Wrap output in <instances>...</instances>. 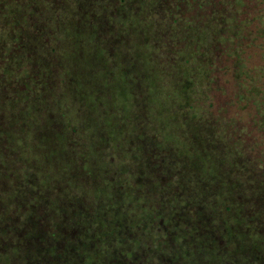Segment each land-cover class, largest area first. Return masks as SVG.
<instances>
[{"label": "rangeland", "instance_id": "obj_1", "mask_svg": "<svg viewBox=\"0 0 264 264\" xmlns=\"http://www.w3.org/2000/svg\"><path fill=\"white\" fill-rule=\"evenodd\" d=\"M177 1L0 0V264H264V98L244 131L211 102L215 50L264 12Z\"/></svg>", "mask_w": 264, "mask_h": 264}, {"label": "trees", "instance_id": "obj_2", "mask_svg": "<svg viewBox=\"0 0 264 264\" xmlns=\"http://www.w3.org/2000/svg\"><path fill=\"white\" fill-rule=\"evenodd\" d=\"M191 1V3H189ZM261 5V6H260ZM176 9L178 12L182 13L183 16H186L190 19L193 18V21L197 24L204 23L208 17L211 16V14L219 9H222L221 0H178L176 2ZM189 11V12H188ZM261 11L264 12V0H244V5L242 7L241 13L238 15L239 20L243 19H250V26L254 27L258 24V19H254L255 16H257ZM262 38L261 42H258L259 39ZM264 37H254V40L251 42L250 37H248L247 40L242 39V46L236 51L235 45L234 46H220L215 50V72H214V86L217 88V91H219L218 94H215L212 97V106L214 109L220 110V118L224 121L226 124L227 122L234 123V127L237 129L240 128L246 129L247 126L241 124L240 118L244 114V110L247 107L249 101L253 99L252 96V90L256 87V82L259 90V96L264 98V90H262L261 86L259 85V82L257 80L258 72L253 71V73H247L246 75L243 73L244 69L250 68L248 66V63L250 62L249 59L252 57V55L256 54V51L253 49L254 46H258L259 48L263 46L264 50ZM261 50V54H262ZM241 51V52H240ZM239 53L241 58H245V64H240L241 69L239 70V62L238 57L239 54L236 55V53ZM243 65V66H242ZM246 66V67H245ZM258 66V65H257ZM257 67L252 68V70L256 69ZM236 74V76H235ZM256 75L255 78H253V75ZM235 76V79L232 77ZM230 76V79L232 80V85L237 86L239 91L233 95L229 92L228 87H224L220 84V81L222 78ZM261 77H263V74H260ZM229 78H224L222 81H228ZM236 80V81H235ZM218 85V86H217ZM220 85V86H219ZM243 95V96H241ZM241 96V97H240ZM239 101H245L248 102L247 104H240ZM264 101V99H263ZM256 102V101H255ZM238 104V109L241 108V111H236L235 114L229 115V110L232 107H235V105ZM240 104V105H239ZM262 106V105H261ZM264 109V104L263 107ZM261 110V109H260ZM250 115V113L248 112ZM256 114L257 116H253V121L255 120V125L257 126V130H261V133L264 137V118L262 117L261 112L256 107ZM231 119H233L231 121ZM248 122H251V119L248 120ZM254 123H252L253 128L255 127ZM262 141V140H261ZM261 144H263L261 142ZM263 162H264V155L261 154Z\"/></svg>", "mask_w": 264, "mask_h": 264}]
</instances>
